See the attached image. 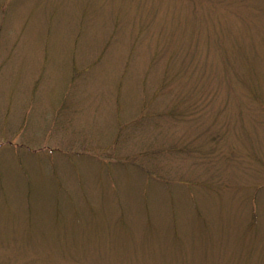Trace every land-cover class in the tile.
I'll return each instance as SVG.
<instances>
[{"label": "rangeland", "instance_id": "obj_1", "mask_svg": "<svg viewBox=\"0 0 264 264\" xmlns=\"http://www.w3.org/2000/svg\"><path fill=\"white\" fill-rule=\"evenodd\" d=\"M0 264H264V0H0Z\"/></svg>", "mask_w": 264, "mask_h": 264}]
</instances>
